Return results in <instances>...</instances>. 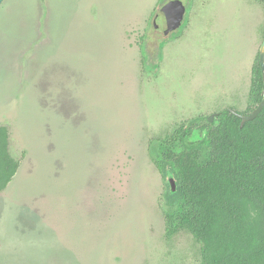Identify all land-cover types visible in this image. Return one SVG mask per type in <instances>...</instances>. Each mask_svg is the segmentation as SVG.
I'll use <instances>...</instances> for the list:
<instances>
[{"label":"rangeland","instance_id":"374dc122","mask_svg":"<svg viewBox=\"0 0 264 264\" xmlns=\"http://www.w3.org/2000/svg\"><path fill=\"white\" fill-rule=\"evenodd\" d=\"M181 1L168 37L164 0L3 1L0 125L19 166L0 191V264H199L187 230L164 235L148 141L254 106L264 2Z\"/></svg>","mask_w":264,"mask_h":264},{"label":"trees","instance_id":"16d2710c","mask_svg":"<svg viewBox=\"0 0 264 264\" xmlns=\"http://www.w3.org/2000/svg\"><path fill=\"white\" fill-rule=\"evenodd\" d=\"M251 73L254 106L244 114L264 94L258 53ZM240 121L225 108L214 121L192 118L148 141L158 172L170 170L177 184L173 195L164 196V235L187 230L200 243L199 264H264V106L252 120ZM194 130L202 133L199 139H191ZM18 166L8 129L0 125V191Z\"/></svg>","mask_w":264,"mask_h":264},{"label":"water","instance_id":"95a60500","mask_svg":"<svg viewBox=\"0 0 264 264\" xmlns=\"http://www.w3.org/2000/svg\"><path fill=\"white\" fill-rule=\"evenodd\" d=\"M4 0H0V6ZM160 11L163 13L165 17L166 27L164 29V34H168L169 32L176 30L179 28L184 20V15L186 11V6L183 4L181 0H167L160 8ZM258 61L260 64V69L262 72V76L264 79V38L258 48ZM264 106V94L260 102L249 112L246 114L237 112L231 109V112L236 114L240 119V126L243 125L245 121L252 120L257 116V114L261 111ZM212 115L208 116V120H212ZM166 183L168 187V194L173 195L176 192L177 184L176 180L173 176V173L170 170L165 172Z\"/></svg>","mask_w":264,"mask_h":264},{"label":"crops","instance_id":"0c3cea01","mask_svg":"<svg viewBox=\"0 0 264 264\" xmlns=\"http://www.w3.org/2000/svg\"><path fill=\"white\" fill-rule=\"evenodd\" d=\"M19 10V9H18ZM13 14H16V12H14ZM8 18V17H7ZM15 22V24H16V28H15V33H16V36H20L19 34H21L20 33V29H19V25H20V20H19V15H13V18H8V19H6L4 22L6 23V24H11L12 22ZM5 24V25H6ZM7 26V25H6ZM7 27H9V26H7ZM7 30H8V34L5 36V35H3V34H0V45L1 46H5V45H10V44H12V40H11V35H10V30L7 28ZM34 29H27L26 31H28V32H31V31H33ZM24 31V30H23ZM18 34V35H17ZM23 35H25V34H23ZM15 36V37H16ZM4 37H5V39H4ZM14 37V36H13ZM18 37H16V38H18Z\"/></svg>","mask_w":264,"mask_h":264},{"label":"flooded vegetation","instance_id":"af4514ba","mask_svg":"<svg viewBox=\"0 0 264 264\" xmlns=\"http://www.w3.org/2000/svg\"><path fill=\"white\" fill-rule=\"evenodd\" d=\"M167 0H164V2H166ZM188 6V5H187ZM157 14H155V16H156ZM164 16V15H163ZM164 20H165V17H164ZM166 22V21H165ZM182 25V24H181ZM153 26L155 27V28H157V24H156V22H155V20L153 19ZM165 27H166V23H165ZM165 27L163 28V30H162V32L164 31V29H165ZM178 29V28H177ZM174 31V30H173ZM173 31H171V32H169L168 34H164V32H163V35L164 36H171V33L173 32ZM173 36V35H172ZM225 109V108H224ZM231 109V108H230ZM222 110V109H221ZM220 111V110H219ZM218 111V112H219ZM212 121V120H211Z\"/></svg>","mask_w":264,"mask_h":264}]
</instances>
